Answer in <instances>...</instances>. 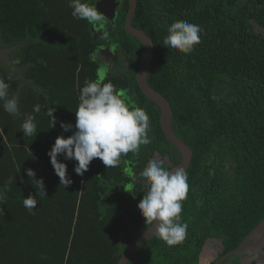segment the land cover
<instances>
[{
  "label": "trees",
  "instance_id": "16d2710c",
  "mask_svg": "<svg viewBox=\"0 0 264 264\" xmlns=\"http://www.w3.org/2000/svg\"><path fill=\"white\" fill-rule=\"evenodd\" d=\"M122 2V62L105 82L148 114L151 143L122 155L114 168L96 158L83 176L74 171L78 162L58 156L72 180L65 188L47 153L58 136L75 131L80 89L97 78L101 63L91 55L102 40L95 41L92 24L73 18L69 0H0V40L23 46L15 63L24 73L22 80L0 65V78L10 85L9 95L19 97L21 113L9 115L0 101L7 130V138L0 132V189L15 177L0 202V264H118L152 226L137 207L147 193L140 173L154 159L167 170L182 162L166 137L160 108L137 82L146 49L125 31L130 0ZM175 20L203 29L190 54L163 45ZM133 26L154 42L149 85L169 101L172 131L190 147L193 160L182 202L185 239L169 246L154 237L129 264H200L211 239L223 243L225 256L264 220V0H138ZM36 104L39 113L33 112ZM53 107L55 128L46 114ZM26 114L35 117L37 135L22 133ZM60 122L73 129L64 132ZM28 169L43 182L45 196ZM29 195L37 200L34 212L23 205Z\"/></svg>",
  "mask_w": 264,
  "mask_h": 264
},
{
  "label": "clouds",
  "instance_id": "9594fccd",
  "mask_svg": "<svg viewBox=\"0 0 264 264\" xmlns=\"http://www.w3.org/2000/svg\"><path fill=\"white\" fill-rule=\"evenodd\" d=\"M69 7L75 19L86 20L90 24L104 21L103 14L97 10L96 3L92 0H69ZM202 32L203 29L197 24L175 20L167 28L168 34L163 39V45L187 55L201 42ZM104 35L106 38L107 33ZM91 60L94 63L97 61L95 52L91 55ZM106 68L107 65L99 67L97 78L94 81L86 80L85 86L80 89L73 134L67 138L63 135L58 136L47 153L60 184L65 188L72 184V180L67 174V165L60 162L58 156H63L67 161L78 162L74 171L77 175L83 176L96 158L102 161L106 168H114L119 166L122 155L135 153L141 145L151 143L148 135L150 131L148 114L139 107H130L123 98V93L117 90L111 81L105 82ZM9 88L10 85L0 78V101L3 102L4 111L19 117L21 115L19 97L10 96ZM40 111V104L33 106L34 113ZM54 111L53 107L46 113L51 128H55L58 122ZM34 121L33 115H25L21 125L25 136L37 133ZM60 127L64 132L73 129V125L63 122H60ZM26 174L29 178H35V172L31 169H28ZM140 176L147 182L148 188L137 206L140 214L146 224L155 226L156 237L169 246L180 244L185 239L189 227L187 223L181 222L182 202L189 190L187 171L182 167L169 171L162 161L154 159L143 169ZM13 180L15 177H10L5 188L0 189V202L6 201L7 185ZM35 181L41 186L45 196L43 182ZM23 205L29 212H34L37 209L35 196L23 197ZM2 214L3 209H0V215Z\"/></svg>",
  "mask_w": 264,
  "mask_h": 264
},
{
  "label": "water",
  "instance_id": "95a60500",
  "mask_svg": "<svg viewBox=\"0 0 264 264\" xmlns=\"http://www.w3.org/2000/svg\"><path fill=\"white\" fill-rule=\"evenodd\" d=\"M137 8L138 0H130V9L125 22V30L131 36L140 41L146 49V55L137 73V82L143 94L160 108L162 112L161 123L166 137L168 141L177 147L181 152L182 162L173 169L182 167L188 171L192 164L193 152L190 147L172 131L173 111L169 101L163 95L152 89V87L149 85V73L152 67L154 56V42L148 34L133 27L132 21ZM22 47V45H15L11 47L0 48V64L10 69L14 73H17L24 80L23 71L19 68H16L12 62V54L21 51ZM154 234L155 226L153 227V225L145 232L139 234L130 243L118 264H129L137 249L147 241L156 237ZM217 242L220 244L218 253L215 257H213V259H211L209 264H222L224 261L234 256L240 257L239 264H256L264 252V220L250 233V235L238 249L228 253L225 256H222L225 250L223 243L220 240H217Z\"/></svg>",
  "mask_w": 264,
  "mask_h": 264
},
{
  "label": "flooded vegetation",
  "instance_id": "af4514ba",
  "mask_svg": "<svg viewBox=\"0 0 264 264\" xmlns=\"http://www.w3.org/2000/svg\"><path fill=\"white\" fill-rule=\"evenodd\" d=\"M95 3L97 6V10L101 14H103V16H104V21L91 25V28H92V31H93V34L95 37V41L102 40V45L100 46V48L96 52L97 61H99L101 63V66L107 65V68L105 70L108 73L107 75H110L111 72L114 71L116 69V67L119 66V64H121V62H122V55L120 52L121 51V49H120L121 45L118 42V40L121 37L127 38V36L125 37L123 34L120 33L119 25H118L120 17H121V11L120 10L122 8L123 2H122V0H95ZM128 13H129V11L127 12L126 19H127ZM126 19H125V22H126ZM133 19H134V17H133ZM132 25H133V21H132ZM133 27L136 28L135 26H133ZM94 28H96V31L98 30V33L100 34L98 37L95 36V29ZM124 28H125V24H124ZM136 29H138V28H136ZM138 30H140V29H138ZM105 33H107L106 38L104 35ZM11 46H15V45H9V44L3 42L2 40H0V48L11 47ZM15 53L12 54V62L16 68H19L16 66V63H15ZM19 69H21V68H19ZM7 70L10 72H13L8 68H7ZM133 106L138 107V105H136V104L132 105V107ZM239 260H240V257L234 256V257L227 259L222 264H239ZM256 264H264L262 262L261 257H260V260H258V262Z\"/></svg>",
  "mask_w": 264,
  "mask_h": 264
},
{
  "label": "crops",
  "instance_id": "0c3cea01",
  "mask_svg": "<svg viewBox=\"0 0 264 264\" xmlns=\"http://www.w3.org/2000/svg\"><path fill=\"white\" fill-rule=\"evenodd\" d=\"M219 250V244L217 243V239L209 240L204 248V251L201 256V264H209L211 259L215 257ZM205 262V263H204Z\"/></svg>",
  "mask_w": 264,
  "mask_h": 264
},
{
  "label": "rangeland",
  "instance_id": "374dc122",
  "mask_svg": "<svg viewBox=\"0 0 264 264\" xmlns=\"http://www.w3.org/2000/svg\"><path fill=\"white\" fill-rule=\"evenodd\" d=\"M95 29V36L96 37H98L100 34L98 33V30L96 31V28H94ZM17 74V73H16ZM108 73L106 72V76H108L107 75ZM125 101H126V103L129 105V106H132V105H135V103L131 100V98H127V99H125ZM0 124H2L1 122H0ZM6 128H5V126L2 124V125H0V132L2 133V135L4 136V137H6L7 138V133H6ZM20 130V127L18 128V131ZM140 152V148H139V150H138V153ZM147 190H148V188H147ZM217 243H219V242H217ZM220 245V244H219ZM261 259H262V262L264 263V252H263V254H262V256H261ZM205 263V262H204ZM200 264H201V261H200Z\"/></svg>",
  "mask_w": 264,
  "mask_h": 264
}]
</instances>
